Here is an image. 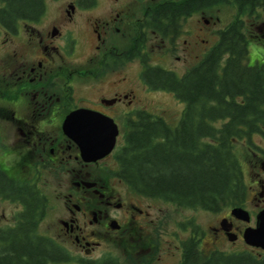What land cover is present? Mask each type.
Here are the masks:
<instances>
[{
    "label": "flooded vegetation",
    "instance_id": "obj_1",
    "mask_svg": "<svg viewBox=\"0 0 264 264\" xmlns=\"http://www.w3.org/2000/svg\"><path fill=\"white\" fill-rule=\"evenodd\" d=\"M172 4L180 11L174 20L162 19L159 10ZM223 5L233 9L226 23L209 11ZM194 19L203 26L184 29ZM236 19L258 51L253 64L264 72L260 2L239 9L235 0H44L35 19L17 20L10 30L0 24V230L56 246L59 259L44 264H205L215 255L264 261V250L244 240L264 210L259 176L241 206L185 208L134 192L118 177L115 159L140 114L166 122L138 105L151 92L172 94L151 87L145 72L182 77L213 48L211 27L220 26L212 33L218 41ZM184 36L193 41H184L177 61L191 58L198 39L205 44L194 65L178 76L152 63L155 45L173 55ZM79 110L118 129L113 150L95 162H86L63 130ZM234 208L247 211L249 221L237 219Z\"/></svg>",
    "mask_w": 264,
    "mask_h": 264
},
{
    "label": "trees",
    "instance_id": "obj_2",
    "mask_svg": "<svg viewBox=\"0 0 264 264\" xmlns=\"http://www.w3.org/2000/svg\"><path fill=\"white\" fill-rule=\"evenodd\" d=\"M239 9L264 0H235ZM44 0H0V24L13 29L17 20L35 19ZM173 5V4H172ZM175 7L159 10L174 20ZM236 19L210 52L178 78L148 69L151 87L183 102L175 127L162 118L140 114L128 125L115 155L117 175L136 193L185 208L218 210L241 206L248 186L236 145L254 135L264 138V72L249 66L248 42ZM209 141V143L207 142ZM250 143V142H249ZM261 159L264 151L261 150ZM29 234L0 230V264H44L57 260L56 246H37ZM205 264H264L255 258L228 257Z\"/></svg>",
    "mask_w": 264,
    "mask_h": 264
},
{
    "label": "rangeland",
    "instance_id": "obj_3",
    "mask_svg": "<svg viewBox=\"0 0 264 264\" xmlns=\"http://www.w3.org/2000/svg\"><path fill=\"white\" fill-rule=\"evenodd\" d=\"M48 5L51 4V2L47 1ZM210 14L218 15L222 21V23H226L230 20V14L233 11L231 7L228 5L223 6H215L212 10H209ZM193 29L202 27V21L198 22L195 19L191 21L190 23L184 24V29ZM219 28L220 26L211 27V34L208 38L210 40V44H215L216 39L214 38L213 31L215 28ZM205 39V37H202ZM184 41H188L187 45L189 46L192 43V39H185V36L179 40V43L177 44L180 50L176 51L173 55L166 52V49H160L158 46L159 44L155 45V53L153 52V56L151 57V61L153 64H159L163 66L164 68L170 69L171 71L175 72L178 76L182 75L188 68H190L192 65H194L199 58L201 57L202 53L204 52L205 44L200 42V39L197 40L196 48L193 47V54L190 56L191 58H188L187 60L183 61H177V57H182V50L184 49ZM209 44V45H210ZM154 49V48H153ZM87 50V48H85ZM257 49L249 44L248 47V57L247 62L249 63V66H252V63L255 60H258L259 54L257 53ZM85 51L80 53V56H83ZM134 71V72H133ZM132 71L131 77L133 80H135V77L137 76L136 69ZM137 84V81H136ZM142 91L140 92V94ZM141 103H138L139 106L148 109L152 114H157L161 117H163L167 124H170L172 126H175L181 116L183 105L173 97L172 94L161 92V93H150V96L146 100H140ZM123 127V124H120ZM122 130V129H121ZM240 143H237L236 145V154L239 156L240 162L242 164V168L244 171V179L248 186V193H247V199L251 197V192L253 189L252 181L256 180V178L259 176L261 180L264 181V171H262L261 163L264 162V159H261L262 156L260 154V151H264V138L259 135H254L250 138L248 141L247 139H242L239 141ZM250 142V143H249ZM259 193V190L257 191ZM252 208V207H251ZM202 213H199L198 221H204V217L202 216Z\"/></svg>",
    "mask_w": 264,
    "mask_h": 264
},
{
    "label": "water",
    "instance_id": "obj_4",
    "mask_svg": "<svg viewBox=\"0 0 264 264\" xmlns=\"http://www.w3.org/2000/svg\"><path fill=\"white\" fill-rule=\"evenodd\" d=\"M63 130L79 146L86 162H95L108 155L118 136L117 126L111 120L83 110L70 114ZM231 212L237 219L249 221L248 212L244 209L234 208ZM244 240L248 245L264 250V210L257 213L256 226L245 231Z\"/></svg>",
    "mask_w": 264,
    "mask_h": 264
}]
</instances>
